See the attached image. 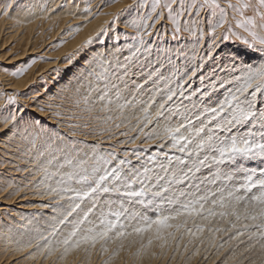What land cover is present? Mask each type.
Returning <instances> with one entry per match:
<instances>
[{
	"label": "rangeland",
	"instance_id": "374dc122",
	"mask_svg": "<svg viewBox=\"0 0 264 264\" xmlns=\"http://www.w3.org/2000/svg\"><path fill=\"white\" fill-rule=\"evenodd\" d=\"M34 1H42L36 22L32 21V10L28 11L25 8L26 3H33ZM219 2L223 5V0H219ZM185 3H191V0H185ZM84 4L86 5L84 6ZM115 5L118 6L115 7ZM126 5H132V7L122 12L115 23H113V14L120 12ZM73 7L75 6L72 0H69L67 4L62 0H58L56 3H52L51 0H0V117L8 115L9 112L23 109L22 112H18V118H21V122L23 121L22 124L20 123L19 128L9 126V128L5 129L4 125L0 124V128L2 127L1 129H3L0 132V142H4L3 147H0V206L6 208L0 212L3 211L2 214L5 218L8 215L12 219L21 220V228L23 229L14 230L20 234H25L24 242L30 244L31 247L33 246L32 249L26 248V250H30L29 252L25 250L26 255L32 252L36 258V255L38 257L39 255H46L49 249L52 252L57 248L61 249L59 252L55 251L50 255L52 260L59 259L63 253L61 252L63 247L60 246L63 240L69 237L68 235L73 231L77 221L83 218L84 213L94 201L92 199L83 202L71 201L67 198L60 199L59 196L50 194L49 188L56 186L55 178L53 180L45 179L40 169L47 164L48 159H51L49 152L53 155H60L56 150L64 147V143L57 141L46 152L44 157H39V152H45L48 149L46 142L37 140L36 148L29 154V149L32 148V145L28 141L21 139L19 134L14 136L13 133H18L19 130H22L24 123L38 120L46 129L59 132L61 135L66 136L68 140L83 141L82 144L78 143L75 147L77 150L86 152L89 155H92L93 152L96 155H104L115 151L119 159L127 158L131 161V166L136 169L141 170L144 164L152 167V164H148V157L150 156L156 155L159 160V157L160 159L163 158V153H168L169 155L182 154L172 148L171 140H158L156 138V134H162L161 129L154 127L156 122L145 128L144 123L146 122H138L133 119L134 116L138 117L141 115L142 108L137 106L140 101L133 103L135 106L126 108L123 113L119 111L107 113L120 117L115 122H110V126L101 121L93 129H82L85 134L81 135L78 133L75 137L69 135L66 127L69 121L54 119L50 115L47 106L52 105L53 110H59L56 107L57 105H63L64 109H69L70 105L65 99L66 95L81 97L88 95L90 92L93 94L92 99L96 100L97 106H99L98 93L104 90L109 91L110 98L113 99L115 94L119 92L121 96L119 103H125V101L135 102L137 96L143 93L144 90L137 88V85L144 84L145 86V81L148 80V83L155 77H159L160 81L158 83L162 82L164 84V86L161 84L163 86L161 88L166 93L172 86L173 90H177V81L181 84L187 81L186 88L192 83L193 89L197 90L196 83L201 82V76L206 77L216 68L220 64L219 55L232 51L231 47L233 46L235 48L238 47L241 51H248L253 62H259L246 45L232 36L231 33L225 31L228 27L227 24L225 29L217 30L215 37L206 35L203 40L198 41L197 36L182 31L179 34V39H173L174 27L167 18L168 10L158 8L156 13H153L152 0H143L138 5H133V0H79L77 6ZM173 8H177V5H173ZM5 10L7 14H5ZM157 14L161 16V19L155 21L148 19L149 15L155 17ZM200 15L201 18H206V20L201 19L200 27L207 33L210 30L209 22L218 18L219 13L214 17L211 10H202ZM233 15L234 13L228 10L232 31L241 37H246L247 34L235 26V21L232 19ZM247 15H251V12H248ZM196 18L194 14L189 13L180 17L182 23ZM93 20L100 22L89 36L79 42L78 45L72 47L78 33ZM141 20L154 24L153 27L147 29L151 35L143 37L145 42L143 45L140 44L137 28L133 26V21L139 22ZM101 28H107L108 31L101 34ZM140 31H144L142 27ZM223 35H228L230 38L223 40L221 38ZM89 37L92 38V42L85 46L84 42ZM214 39L219 46L215 50L212 48ZM137 49H140V51H137ZM100 53L104 54V68H101L98 63H90V58ZM69 56H71V63L69 62ZM126 57L129 59L126 60ZM109 62L111 63V68H108ZM82 64L85 66H82ZM120 65H127L129 71L127 70L126 75L125 70ZM132 68L135 71H139L142 68L141 72H139L142 75H133L135 73ZM145 68L146 70H144ZM23 69H26L23 74L12 75L13 72ZM105 69H108L105 72L106 79L98 80L96 73L105 71ZM193 69H197L195 76H192ZM152 72H155L156 76L153 75L152 79L149 80L148 77ZM142 76H147V78L145 77L146 79L144 78L145 81L140 80ZM189 77H191L190 80ZM168 79L170 83H168ZM132 80L133 83L135 82L136 87L131 83ZM15 81L20 87L13 86ZM166 84L169 88L168 86L165 87ZM125 88L126 90H124ZM177 91L179 93V90ZM9 96H14L15 100L10 102ZM262 96L260 93L257 94L256 103L260 107L263 104L261 102L264 101V96ZM112 107H116L115 103ZM156 107L158 106L155 105L150 111L154 112L153 110ZM66 114H70V112ZM100 114L104 115L105 113ZM116 123L120 124L119 128L115 126ZM137 156H139L140 161ZM250 161L251 159H243L241 165H252ZM115 163L116 161L113 162V166ZM52 170H54V167H50V171ZM204 173L205 175L210 174L207 169L203 170L201 175ZM239 174L241 175V172ZM234 176L235 182H232L233 185L236 184L235 187L244 182L243 175L240 177L239 175ZM207 184L209 187L211 186L210 190L216 186V184H212V187L210 183H205L202 185V189L204 187V190H209ZM185 185L188 184L176 187L178 190H182L181 188H184ZM259 188V185H257L251 189V195H259L258 192L261 191ZM239 194L244 195V193ZM4 197L7 199L4 200ZM10 197L12 199L8 200ZM20 198L24 200L18 201ZM121 200L122 198L114 193L102 194L100 199L95 201L98 207L89 214L88 220L80 226V229L87 230L96 226V230H102L99 226L100 219L104 218L101 213L109 211L108 202H114L112 204L113 211L119 209L120 206L116 202L121 204ZM40 201L42 203L48 202L47 205L52 204V207L55 205V208H57L55 210V218H50V220L54 219H52V224L49 220L46 222L41 221V224L38 223L37 215L40 214L37 212L38 207H33V205ZM21 203L24 204V207L18 208L17 206H20ZM75 203H80L81 207L72 216L68 217L64 224H60L59 221L64 219ZM134 205H129L127 201H124L123 206H128L127 208H130L133 212L138 210L137 213H144L143 215L150 219H155L160 214L167 215L173 208V206L164 205V211L161 213L155 205H151L152 208L148 207V205ZM15 209L20 212L17 213L21 214L20 216H17ZM45 210L43 209V211ZM2 214L0 216H3ZM108 219L115 220V217L109 216ZM31 224H33L32 227H30ZM60 226L63 227L59 231L63 238H60V235L58 236L60 238L58 244L55 243V239H50V231L52 232V229L56 227H58V231ZM188 227H192V231L195 232L192 222L188 223ZM80 229H77L78 235L70 243H74L75 240H79L83 236L84 232ZM127 230L130 231L131 229ZM168 231H172L173 236H168ZM27 232H29L30 238ZM31 235H34V238ZM111 235L114 234L112 233ZM162 236L163 239L158 240L154 238V232H149L144 234L143 238L129 237L123 240H108L106 243L99 241L94 247L91 244H81L82 248H79L80 258L84 262H91L90 264H264V252L262 253L260 245L255 240L249 241L247 234L241 237L239 241H231L229 235L226 234H216L214 239L207 229L204 233L196 236L190 235L183 229L179 231L168 229L162 233ZM149 237H152L153 244L148 243ZM0 242V244H3L2 238H0ZM14 244L21 245V243L15 241ZM253 244H255V247H252ZM104 248H107L108 251H104ZM81 252L83 253L81 254ZM25 253L22 255H25ZM59 253L61 254L59 255ZM20 254L16 253L11 257H5V264H28L23 263L21 259L26 255L22 256ZM261 258H263V261Z\"/></svg>",
	"mask_w": 264,
	"mask_h": 264
},
{
	"label": "snow or ice",
	"instance_id": "6c2138e0",
	"mask_svg": "<svg viewBox=\"0 0 264 264\" xmlns=\"http://www.w3.org/2000/svg\"><path fill=\"white\" fill-rule=\"evenodd\" d=\"M141 2L143 0H133V5ZM173 5H177V8L174 9ZM131 7L132 5H126L120 12L114 13L112 22L115 23L120 14ZM158 8L168 10L167 18L174 27L173 39H179L182 31L197 36L198 41L203 40L206 35L215 37L217 30L225 29L227 24L225 31L246 45L259 62H247L232 51L222 53L220 64L206 77L201 76V87L196 91L209 98L220 90H224V95L214 106H205L198 115L191 112L187 106H183V99H188L183 90L187 81L184 84L177 82L181 105H177L174 110L167 105L177 97V90L169 88L167 98L156 107L154 112L150 109L155 106L156 96H151L142 107L141 115L134 116L133 119L146 122L144 127H147L153 122L159 124L161 119L167 121L169 118H176L178 114L181 115L185 122L165 125L162 134H156V138L171 140L172 148L182 155L163 153V158L159 160L156 155L150 156L148 164L153 166L148 167L144 164L142 171L132 167L131 161L127 158L119 159L115 151L104 155H96L93 152L89 155L77 150L75 146L78 143L82 144L83 141L68 140L59 132L46 129L38 120L25 123L22 130L13 133L14 136L19 134L21 139L32 145L29 154L36 148L37 140L46 142L48 149L45 152H39V157H44L57 141L64 143V147L56 150L60 155H53L49 152L51 159H48L47 164L40 169L45 179L55 178L56 186L49 188L50 194L71 201L83 202L89 199L94 201L84 213L83 218L77 221L69 237L63 240L61 245L63 253L59 257L61 260L72 248H79L81 244H91L94 247L99 241L106 243L108 240H123L129 237L143 238L144 234L149 232H154V238L159 240L163 239L162 233L168 229L177 231L183 229L192 236L202 234L207 229L214 239L216 234H226L229 235L231 241H239L247 234L249 241L255 240L264 252V179L254 181L256 171L253 169L245 174L242 184L231 190L222 187L216 191L202 189L205 183L216 184L221 177L232 181L243 159L260 157L264 161V107L256 103L257 94L264 95V0H235V2L223 0V5L219 0H191L189 4H186L185 0H152V12L156 13ZM202 10H211L214 17L219 13L218 18L209 22L210 30L207 33L200 27L201 19L206 20V18H201ZM228 10L234 13L232 19L235 21V26L242 29L247 34L246 37H241L232 31ZM248 12H251V15H247ZM186 13L194 14L197 18L182 23L180 17ZM5 14H7L6 10ZM148 19L155 21L161 19V16L159 14L155 17L149 15ZM133 26L137 28L140 44L143 45L145 43L143 37L151 35L147 29L153 27L154 24L141 20L133 21ZM141 27L144 31H140ZM107 31V28L100 29L101 34ZM221 38L228 40L230 37L223 35ZM91 42L92 38L89 37L84 45ZM218 47L214 39L212 48L215 50ZM69 62L71 63V56H69ZM90 63H98L101 68H104V54L94 55ZM120 67L125 70L126 75L127 65H120ZM108 68H111L110 62ZM107 70L97 72L96 78L106 79ZM23 71L26 69L13 72L12 75H21ZM196 72L197 69H193L192 76H195ZM219 72L225 74L224 79L220 78ZM153 75L155 73L148 79L151 80ZM137 88L143 89L144 85H137ZM157 91L160 90L157 89ZM92 95L91 92L81 97L66 95L65 99L69 102V109H64L63 105L56 106L59 110H53L52 105L47 107L54 119L69 121L66 124L69 135L75 137L78 133L85 134L82 129L95 128L98 122L102 121L110 126V122L120 119L118 116L107 113L116 111L123 113L126 108L135 106L132 101L119 103L121 99L119 92L115 94L114 99L110 98L107 90L98 93L99 106H97V101L92 99ZM14 100V96H9L10 102ZM114 103L115 108L112 107ZM181 106L189 115L180 113ZM22 111L23 109H18L16 112L3 115L0 117V124H3L5 129L9 126L19 128L21 118H18V112ZM69 112L70 114H66ZM193 116L196 121H199L200 127L189 131L193 125ZM249 125H251L250 128ZM115 126L119 128L120 124L116 123ZM240 126L247 128V131L238 134ZM2 131L3 129H0V132ZM137 159L139 160V156ZM114 161L116 163L113 166ZM50 167H54V170L50 171ZM213 168L215 171H212ZM205 169L209 171L211 179L209 176L201 179L200 174ZM260 175L264 176V168L260 169ZM186 183L188 184L187 191L177 190L176 186ZM257 185L261 189L259 195H248ZM241 191L244 195L238 194ZM110 193L116 194L122 200L119 209L115 211L112 210L114 202H108L109 211L101 213L104 217L100 219L99 225L102 230H96V226L87 230L80 229V226L88 220L89 214L98 207L95 201H98L102 194ZM124 201H127L129 205H155L161 213L164 211V205H170L173 208L167 215L160 214L155 219H150L124 207ZM80 207V203H75L71 211L59 223L64 224L68 217ZM109 216L115 217V220L108 219ZM189 220L193 221L195 232L192 231V227H188ZM197 220L204 223H197ZM129 228L130 231L127 230ZM77 229L83 231L84 234L79 240L70 243L77 237ZM112 233L114 235H111ZM167 235L171 237L173 233L168 231ZM148 243H152V237H149ZM252 247H255V244ZM55 251L59 252L60 249L57 248ZM104 251L108 249L104 248ZM48 254H53L51 249Z\"/></svg>",
	"mask_w": 264,
	"mask_h": 264
},
{
	"label": "bare ground",
	"instance_id": "6f19581e",
	"mask_svg": "<svg viewBox=\"0 0 264 264\" xmlns=\"http://www.w3.org/2000/svg\"><path fill=\"white\" fill-rule=\"evenodd\" d=\"M52 1V3H56L58 0H51ZM62 1H64L66 4H67V2H69V0L67 1V0H62ZM73 1V5L76 7L77 6V3L79 2V0H72ZM42 2V1H41ZM41 2L39 1V2H28V3H26L25 5H26V10H32V13H33V15H32V21H35L36 22V20H37V15L39 14V12H40V8H41ZM25 3V2H24ZM81 3V2H80ZM83 3V2H82ZM88 3V2H87ZM121 3V2H120ZM125 4V3H124ZM79 5V4H78ZM86 4H84V6H85ZM118 5H115V7H117ZM75 7H73V8H75ZM114 11V10H113ZM113 13V12H112ZM108 16H110V15H108ZM108 18V17H107ZM105 20H107V19H105ZM4 21V20H3ZM2 21V22H3ZM1 22V21H0ZM99 22L100 21H95V20H93V21H91V22H89L87 25H85L84 26V28H82V31H80L79 33H78V35H77V37H76V39H75V42L73 43V45H72V47H74V46H76V45H78L79 44V42H81L82 40H84L87 36H89L91 33H92V31L95 29V27L99 24ZM231 50H232V52L233 53H237V54H239V56L241 57V59H243V60H245L246 59V61L247 62H253V59H251V57H250V54H249V52L248 51H246V50H243V51H241L238 47H236L235 48V46H233V47H231ZM222 54V53H221ZM221 54L219 55V60L221 61ZM91 59V58H90ZM115 60V59H114ZM121 61V60H120ZM138 62V61H137ZM255 62V61H254ZM88 63V62H87ZM151 63V62H150ZM133 64V63H132ZM84 64H82V66H83ZM138 65V64H137ZM136 65V66H137ZM141 65V64H140ZM146 65V64H145ZM144 65V66H145ZM85 66V65H84ZM222 66V65H221ZM217 67V66H216ZM146 68H148V67H146ZM146 68L144 69V70H146ZM81 69V68H80ZM130 69V68H129ZM82 70V69H81ZM128 70V69H127ZM138 70V69H137ZM141 70H142V68L141 69H139V71H135V70H133V68H132V71L135 73V74H133V75H138V76H140V75H142V74H140L139 72H141ZM143 70V71H144ZM150 70V69H149ZM148 70V71H149ZM155 70V69H154ZM83 71V70H82ZM129 71V70H128ZM131 71V70H130ZM145 72V71H144ZM156 72V71H155ZM154 72V73H155ZM169 72V71H168ZM130 73V72H129ZM153 73V72H152ZM152 73H151V75H152ZM124 74V73H123ZM131 74V73H130ZM129 74V75H130ZM140 74V75H139ZM146 75H148V74H146ZM218 75L220 76V78L221 79H224L225 78V74L223 73V72H219L218 73ZM73 76V75H72ZM150 76V75H149ZM154 76H156V75H154ZM157 76H158V74H157ZM147 78V76H142V78L140 79L141 81H145L144 80V78ZM162 77V76H161ZM160 77V78H161ZM145 78V79H146ZM163 78V77H162ZM168 78V77H167ZM215 78V77H214ZM5 79V78H4ZM69 79H70V77H69ZM163 80V79H162ZM27 81V80H26ZM136 81V80H135ZM148 81V80H147ZM158 81H160V79H159V77H155V79H152V81H150V82H148V83H146V85L144 86V90H143V93H138L139 95L137 96V100H135V102H133V103H138L139 101L140 102H143V103H139L137 106H139V107H143L147 102H148V100H149V98L151 97V96H153V95H155L156 96V101H155V105H157V106H159V102L161 103V102H164V100L167 98V94L168 93H166L165 92V90H163V88H161V87H163L164 86V84L162 83V82H160V83H158ZM166 81V80H165ZM171 81V80H170ZM13 82V81H12ZM24 82V81H23ZM138 82V81H137ZM178 82V81H177ZM10 83V82H9ZM131 83H133V80H132V82ZM135 83V82H134ZM133 83V84H134ZM139 83V82H138ZM137 83V84H138ZM140 83H142V82H140ZM168 83H170L169 82V79H168ZM196 83V82H195ZM23 84V83H22ZM163 86H162V85ZM172 84H174V83H172ZM172 84H171V86H172ZM192 83H190L188 86H187V88L185 87L183 90H184V94H185V96L186 97H188V99H183V106H187V108L191 111V112H195V114L196 115H198L199 114V112L200 111H202L203 110V108L205 107V106H214V104L218 101V99L219 98H222L223 97V95H224V90H220V91H218L216 94H214V95H212L211 96V98H209V97H207V96H203L201 93H199V92H196V90H194L193 89V87H192V85H191ZM197 84V87H196V85H195V87L197 88V89H199L200 87H201V82H198V83H196ZM139 85H141V84H139ZM144 85V84H143ZM170 85V84H169ZM176 85V84H175ZM174 85V86H175ZM191 85V86H190ZM13 86H18V87H20V85L15 81L14 83H13ZM166 86H168L167 84L165 85V87ZM134 87H136L135 86V84H134ZM192 87V88H191ZM2 88V87H1ZM168 88H169V86H168ZM170 88H172L173 89V86L172 87H170ZM11 89V88H10ZM133 89V88H132ZM157 89H159L160 91H157ZM124 90H126V88L124 89ZM136 90V89H135ZM130 91V90H129ZM135 92V91H134ZM137 92V91H136ZM139 92V91H138ZM177 93H178V91H177ZM193 93H195V95H193ZM128 94V93H127ZM262 95V94H261ZM125 96H127V95H125ZM264 96V95H263ZM262 96V97H263ZM133 100V101H134ZM35 104V103H34ZM177 105H181V98L179 97V93L177 94V97L176 98H174V101H172V102H169V104L167 105V107H169L170 109H175V107L177 106ZM183 106H181L180 107V113L181 114H183V115H189V113H185L184 112V107ZM193 106H195V107H193ZM261 107H264V103L263 104H261ZM152 111V110H151ZM153 111H155V110H153ZM166 115H167V113H166ZM193 118V125L189 128V131H193L194 130V128H198V127H200V123H199V121H196L195 119H194V116L192 117ZM23 122V121H22ZM22 122L20 121V123L22 124ZM178 122H185L184 120H183V118H182V116L181 115H177L176 116V118H169V120H167V121H165V120H163V119H161V121H160V123L158 124V123H156L155 125H154V127H158L159 129H161V132H162V130H163V127L165 126V125H175V124H177ZM25 124V123H24ZM150 124H148V126H149ZM249 128L251 127V125H249L248 126ZM2 128V127H1ZM0 128V129H1ZM146 128V127H145ZM183 131V130H182ZM245 131H247V128H245V127H243V126H240V129H239V133L238 134H242L243 132H245ZM9 138V137H8ZM7 138V139H8ZM6 139V140H7ZM3 141L2 142H0V147H3ZM159 143H161V142H159ZM158 143V144H159ZM165 144V143H164ZM166 145V144H165ZM166 146H168V145H166ZM166 148V147H165ZM150 150V149H149ZM172 151V150H171ZM153 152V151H152ZM166 152H167V150H166ZM142 156V155H141ZM158 156V155H157ZM161 156V155H160ZM162 157V156H161ZM131 159H133V158H131ZM147 159V158H146ZM159 159H160V157H159ZM139 161H140V159H139ZM147 161V160H146ZM144 162V161H143ZM143 162H141V163H143ZM251 164L252 165H248V166H244V165H238V169H239V171H237L234 175H239V177L240 176H242L243 175V178H244V176H245V174L246 173H248L249 172V170H255L256 171V175L253 177V180L254 181H256V180H258V179H264V176H261L260 175V169L261 168H264V161H262V159L260 158V157H256V158H252L251 159ZM147 163V162H146ZM140 166V165H139ZM141 170H142V168H141ZM212 171H215V168H213L212 169ZM225 171H229L228 169H225ZM241 172V175L239 174ZM200 176H201V179L204 177V176H209V179H211V176H210V174H207V175H205V173L203 174V175H201L200 174ZM235 177V176H234ZM263 177V178H262ZM233 182H235L234 181V179L232 180ZM232 181H228V180H225V179H223V177H221L220 179H218L217 180V182H216V186H214V188H212L211 189V191H216L218 188H225L226 190H231L233 187H235V185L236 184H234L233 185V182ZM241 181V180H240ZM243 182V181H242ZM208 185V184H207ZM212 185V184H211ZM211 187V186H210ZM210 187H209V185L207 186V188H209V190H210ZM212 187H213V185H212ZM236 187H238V186H236ZM182 190H185V191H187L188 190V185H185V187L184 188H181ZM216 189V190H215ZM260 189V188H259ZM178 190V189H177ZM180 190V189H179ZM178 190V191H179ZM203 190H204V187H203ZM205 190H208V189H205ZM261 190V189H260ZM194 191V190H193ZM253 191V190H252ZM240 193H243V191H241ZM239 194V193H238ZM250 195H251V193H249ZM257 194V193H256ZM258 194H259V192H258ZM45 195V194H44ZM52 195V194H51ZM240 195H242V194H240ZM41 196H43V194H41ZM18 198V197H17ZM52 198V197H51ZM7 198H5L4 197V200H6ZM10 199H12V197H10L8 200H10ZM21 200H24L23 198H20L18 201H21ZM44 202V201H43ZM54 203V202H53ZM117 204H119V206H120V203H118V202H116ZM48 204V202H45V203H42L41 201L39 202V203H37V204H34L33 205V207H38L37 209V212H39V214L40 215H37L36 213V215H37V219H38V223L39 224H41V221H47V220H49V221H51V224H52V219L53 218H55V215H56V213H55V210L57 209V208H55V205H54V207H52V204H50V205H47ZM114 204V203H113ZM135 206V205H134ZM142 206V205H141ZM18 208L19 207H24V204H20V206H17ZM116 207H117V205H116ZM128 207V206H127ZM132 207V206H131ZM149 207V206H148ZM147 207V208H148ZM151 207V206H150ZM45 208H46V210H45ZM152 208V207H151ZM165 208V207H164ZM168 208V207H167ZM6 208L4 207V206H0V211L1 210H5ZM42 209V210H41ZM43 209L45 210V211H43ZM140 209V208H139ZM144 209V208H143ZM149 209V208H148ZM9 210V209H8ZM156 210V209H155ZM10 211V210H9ZM13 211H14V209H13ZM148 211V210H147ZM3 212V211H2ZM2 212H0V214H2ZM19 211L17 210L16 211V209H15V213L17 214ZM47 212V213H46ZM82 212V211H81ZM137 212H138V210H137ZM142 212V211H141ZM150 212V211H149ZM14 213V212H13ZM20 213V212H19ZM140 213V212H139ZM4 214H5V212H4ZM16 214H14V215H16ZM23 214V213H22ZM144 214V213H143ZM3 215V214H2ZM20 216L21 214H17V216ZM146 215V214H145ZM23 216V215H22ZM51 217H53L51 220H50V218ZM16 218V217H15ZM18 218V217H17ZM19 219V218H18ZM36 219V220H37ZM54 220V219H53ZM40 221V222H39ZM36 222V221H35ZM189 222L191 223H193V221L192 220H189ZM198 223L200 222V223H202L203 221H201V220H198L197 221ZM14 223V224H13ZM53 224H55V223H53ZM32 225L33 224H31V226L30 227H32ZM21 220H17V219H12V218H10V217H8V215H7V218H5V216L3 215V216H0V238H2V241H3V244H0V264H5L6 263V258H8V257H11L12 255H14V254H16V253H18V255H19V253H21L20 255H22V254H24L25 253V250H26V248L28 249V247L30 248V249H32V247L30 246V244H27L26 242H24V239L23 238H25L24 236H26L25 234H20L19 232H17L16 230H21V229H23V228H21ZM54 226H56V225H54ZM192 226V225H191ZM62 226H60V229L57 231V228L58 227H56V228H54V229H52V232L50 231V236H48V237H50V239H55L54 241H55V243H58L59 244V242H60V238H63V237H61V235H60V233H59V231L60 230H62L63 229V227L61 228ZM90 227H91V225H90ZM99 227V226H98ZM25 228V227H24ZM27 228H29V227H27ZM50 228H52V227H50ZM14 229H16V230H14ZM102 229V228H101ZM99 230V229H98ZM195 230V229H194ZM31 232H33V231H31ZM172 232V231H171ZM33 234V233H32ZM114 234V233H113ZM178 234V233H177ZM27 235H28V237L30 238V234H29V232H27ZM60 235V236H59ZM62 235H64V234H62ZM81 235V234H80ZM198 235V234H197ZM32 236V235H31ZM34 236V235H33ZM32 236V238H34ZM60 238H59V237ZM65 236V235H64ZM69 236V235H68ZM177 236V235H176ZM185 236V235H184ZM66 238V237H65ZM76 238V237H75ZM74 238V239H75ZM135 238V237H134ZM198 238V237H197ZM202 238V237H201ZM165 239V238H164ZM180 239V238H179ZM187 239H189V238H187ZM209 239V238H208ZM155 240V239H154ZM172 240V239H171ZM14 241L15 242H19V243H21V245H19V244H14ZM26 241V240H25ZM28 241V240H27ZM59 241V242H58ZM164 241V240H163ZM198 241V240H197ZM205 241V240H204ZM29 242V241H28ZM176 242V241H175ZM180 242V241H179ZM224 242V241H223ZM1 243V242H0ZM151 244H153V243H151ZM17 245H19V246H17ZM32 245V244H31ZM57 245V244H56ZM88 245V244H87ZM104 245V244H103ZM145 245V244H144ZM193 245V244H192ZM206 245H207V243H206ZM248 245H249V243H248ZM61 246V245H60ZM115 246V245H114ZM204 246V245H203ZM225 246V245H224ZM250 246V245H249ZM47 247V246H46ZM81 247V246H80ZM79 247V248H80ZM175 247V246H174ZM49 248V247H48ZM52 248V247H51ZM56 248H57V246H56ZM78 248V249H79ZM82 248V247H81ZM88 248V247H87ZM164 248V247H163ZM248 248V247H247ZM77 248H75V249H72V251L70 252L69 251V253L65 256V258L63 259V260H61V259H51V256L49 255V254H47L48 252H49V250H47L48 252H46V255H44V256H40L39 255V257H38V255H36L37 257L35 258V254L34 253H28L29 251L28 250H26V251H28L27 253H28V255H26V253H25V255H22V256H25V257H23V258H21L22 259V261H23V263H28V264H90L89 262H84V261H82V259L80 258V249L78 250H76ZM86 249V248H85ZM252 249V248H251ZM61 250V249H60ZM89 250V249H88ZM135 250V249H134ZM186 251V250H185ZM220 251V250H219ZM53 252H55V251H53ZM61 252H63V251H61ZM100 252V251H99ZM115 252V251H114ZM144 252V251H143ZM162 252H164V251H162ZM193 252V251H192ZM199 252H201V251H199ZM83 252H81V254H82ZM120 253V252H119ZM160 253H161V251H160ZM220 253V252H219ZM263 253V252H262ZM261 253V254H262ZM39 254V253H38ZM61 253H59V255H60ZM142 254V253H141ZM211 254V253H210ZM242 254V253H241ZM250 254V253H249ZM6 255V256H5ZM165 255V254H164ZM54 256V255H53ZM123 256V255H122ZM153 256V255H152ZM170 256V255H169ZM175 256V255H174ZM185 256V255H184ZM6 257V258H5ZM114 257V256H113ZM208 257V256H207ZM215 257V256H214ZM235 257V256H234ZM233 257V258H234ZM243 257V256H242ZM250 257V256H249ZM104 258V257H103ZM106 258V257H105ZM193 259V258H192ZM238 259H239V257H238ZM246 259H247V257H246ZM262 259V261H263V258H261ZM155 260V259H154ZM224 261V260H223ZM228 261V260H227ZM230 261V260H229ZM119 262V261H118ZM137 262V261H136ZM178 262V261H177ZM193 262H194V260H193ZM16 263V262H15ZM153 263V262H152ZM161 263V262H160ZM117 264V263H116ZM118 264H120V263H118ZM121 264H123V263H121ZM174 264V263H173Z\"/></svg>",
	"mask_w": 264,
	"mask_h": 264
}]
</instances>
